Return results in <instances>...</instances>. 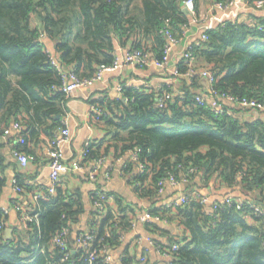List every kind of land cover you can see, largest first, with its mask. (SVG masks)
Returning <instances> with one entry per match:
<instances>
[{"label":"trees","instance_id":"1","mask_svg":"<svg viewBox=\"0 0 264 264\" xmlns=\"http://www.w3.org/2000/svg\"><path fill=\"white\" fill-rule=\"evenodd\" d=\"M184 1L0 0V134L13 122H21V136L15 139L22 137L23 143L13 138V150L37 160L30 145L46 137L48 147L59 136L69 97L62 90L61 71L51 64V58L55 56L64 71H74L83 79L114 62L116 41L150 55L155 51L162 61L163 31L169 27L176 34L177 28L189 24ZM200 1L194 0L196 11ZM251 19V23L227 22L208 30V41L195 48V54L213 73L215 90L264 103V31L259 28L264 20ZM188 70L183 62L179 73ZM123 90L126 101L114 102V107L95 102L93 106L102 110L95 118L114 128L121 155L137 152L139 162L147 165L146 173L130 177L137 194L153 203L149 212L161 220L175 221L184 230L169 246L160 244L165 249L180 245L168 264H264V215L255 216L247 206L255 203L264 210V122L243 120L234 111L228 114L227 107L217 113L207 101L197 103V95L191 92L175 95L158 107L156 88ZM163 90L172 92L167 86ZM101 156L88 148L90 161ZM201 173L207 182L217 176L221 187L241 183L245 194L254 197L233 198L244 201V209L232 207L217 214L198 197L184 206H155L161 181L173 175L178 181L185 179L186 187ZM2 183L0 177V187ZM17 184L32 191L19 179ZM60 187L54 195L45 189L46 197L31 213L38 215L39 225L27 223L25 232L14 238L0 235V264H86L79 251L61 262L72 250L70 240L65 248L53 243L63 227L71 230L84 210L79 197ZM192 190L200 188L187 186L186 191ZM132 219L120 209L117 217L108 211L104 219L93 220L90 229L95 228L97 235L93 247L118 245ZM149 226L158 228L155 223Z\"/></svg>","mask_w":264,"mask_h":264},{"label":"crops","instance_id":"2","mask_svg":"<svg viewBox=\"0 0 264 264\" xmlns=\"http://www.w3.org/2000/svg\"><path fill=\"white\" fill-rule=\"evenodd\" d=\"M214 11L212 0H201L197 17L200 15L210 17L215 13ZM186 15L189 24L177 28L176 34L181 40L171 55L168 64L160 66L156 53L153 51L149 66L139 68L135 65H129L115 73H107L103 80L93 87L80 88L68 95L64 118L68 120L71 139L69 142L63 143L60 149L67 163L81 161L84 167L79 171L69 170L63 173L60 187L64 193L75 194L83 203L84 210L77 216L71 228V235L68 238L72 249L75 251L79 248L77 245L78 235L88 231L94 220V208L91 199L96 188H101L114 195V201L109 206L108 211L116 216L119 214L120 209H125L128 216L133 218L132 224L124 232L121 242L107 249L108 255L112 258L111 264H168L169 260L157 253L150 241L155 244L169 246L172 238L184 234V230L175 221H169L167 218L152 222L157 224L158 228L149 226V223L137 221L138 215L150 210L153 203L137 194L130 176L138 175L140 173L139 167L130 158L128 152L121 155L119 143L112 134L114 128L110 129L95 118L96 115L93 113L95 102L104 103L106 106L111 103L110 106L114 107L116 105L114 102L126 101L124 90H119L121 87L140 88L151 86L159 89L160 86L165 85L171 88L174 95L191 92L197 96L205 97L213 108L227 107L243 120L249 122L261 120L264 122V114L258 111L245 109L219 97L211 96V85L206 78L190 77L187 74L179 73V68L183 63L184 51L200 40L202 31L199 24L192 23L193 17ZM251 16L264 20V8L243 12L240 19L242 22H250L252 20ZM47 45L55 53L54 45L52 43L48 44V42ZM130 49V44L123 46L116 41V56H120ZM206 66L197 58V68L199 70L206 69ZM107 128L110 131H107ZM9 129L11 130L10 135L0 134V177L3 180L0 187V213L6 225L4 237H6L8 230L11 231L8 239L14 238L26 230L27 223L22 221V214L16 209V205H22L30 213L36 212L38 201L34 199V195L43 194L45 189L51 186L50 157L45 142L47 138L43 137L41 141L39 140L36 144L33 142L30 145L31 152L37 156V160L31 162L27 167H22L13 153V138L20 137V134L13 128V123ZM88 148H92L107 158L96 180H90L87 176L93 162L87 158H81L82 151ZM111 169L114 172L110 177H107L106 173ZM181 175L183 176L182 173ZM18 179L21 184L31 187L33 192L25 191V189L19 192L17 188L20 186L16 184ZM191 181L187 185L188 189L198 187L204 195L209 196L212 200H222L228 196L244 200H252L254 197L253 194H245L241 183L234 187L219 186L217 176L207 182L201 173ZM187 186L167 185L164 192L155 199V206L160 207L176 199L186 191ZM4 211H6V214H3ZM36 224L39 225V221ZM142 258H146L145 263L142 262Z\"/></svg>","mask_w":264,"mask_h":264},{"label":"built area","instance_id":"3","mask_svg":"<svg viewBox=\"0 0 264 264\" xmlns=\"http://www.w3.org/2000/svg\"><path fill=\"white\" fill-rule=\"evenodd\" d=\"M215 13L210 17L206 18L205 15H200L197 17L196 5L194 0H185L183 2V9L186 8L188 10V15L193 17L192 23L199 24L201 28V36L200 40L196 43L190 45L183 53V62L188 67L187 76L190 77H204L206 78L211 85V96H216L221 99L228 101L229 103L238 105L242 108L258 111L264 114V103L242 99L239 100L235 97L223 94L214 89L215 77L213 73L208 69H198L197 68V56L195 54V48H199L203 42L208 41L207 31L215 29L219 25H224L227 22H242L240 19L241 14L243 12L256 11V9L264 8V0H212ZM170 21H167L169 23ZM248 23H251L248 22ZM264 31V25L259 27ZM163 35L165 37V49H164V58L162 61H159L158 64L160 66H164L169 63L171 55L174 53L177 45L179 44L181 38L178 37L169 27H167L163 31ZM44 38V37H43ZM53 53V52H52ZM55 55V53H53ZM151 63V55L149 53H145L141 50H129L120 56H116L114 62L111 65H102L100 66L98 72L91 78H80L74 71H64L61 64L58 60L53 56L51 58V64L61 71V77L63 79L62 90L70 95L76 90L80 88H88L93 87L96 84L100 83L107 73H115L117 71L122 70L123 68L129 65H135L139 68H144L149 66ZM165 85L160 86L158 91L160 92V97L158 99V107H163L166 102L171 101L174 98V93L171 91L163 90ZM147 87V86H146ZM151 86H148L150 88ZM124 88H119V90H123ZM197 103L201 105L206 104V98L198 95L196 96ZM214 111L217 113L223 112V108L217 109L214 108ZM93 113L100 115L102 110L93 106ZM228 114H231L230 110H227ZM62 127L59 136L54 139V141L49 142L48 145V154L50 157V179L51 186H49L46 191L47 194L54 195L56 192V188L61 184L63 173L72 171H79L84 169L81 161H73L72 163H67L63 152L60 149V146L69 142L71 139V131L69 129L68 120L63 118ZM13 128L21 134L23 126L21 122H13ZM11 130L9 128L5 129L4 135H10ZM21 136V135H19ZM17 143H23V138H17L15 140ZM14 155L20 161L22 167H27L31 162L36 160V157L31 154H25L23 152H19L18 150L13 151ZM130 158L137 163L140 173H146L148 171V167L146 164L140 163L137 152L129 151ZM88 149L82 151L81 158L84 159L87 157ZM107 158L106 156H101L99 158H94L91 161L93 162L91 170L88 171L87 176L90 180H96L98 174L101 172ZM113 169L109 170L106 173L107 177H110L113 174ZM193 172L194 171H190ZM122 174V173H120ZM186 180L183 179L178 181L173 175H170L166 180L160 182V194H162L167 185H172L175 187L184 186ZM17 184V181H16ZM17 190L19 192L24 191L21 187H18ZM46 192L43 194H35L34 199L39 201L42 198L46 197ZM201 199V204L204 207L210 208V212H214L217 214L218 211H223L225 209H229L232 207H236L238 210L244 209V201H235L231 196H228L222 200H212L209 196L204 195L201 190H192V191H184L181 193L176 199L169 201V203L165 204L168 207H179L189 204L195 198ZM114 201V195L110 192H106L101 188H96L93 192V196L91 199V204L94 208V221L93 223H97L100 220L106 217L108 213V208L111 203ZM255 216H263L264 210L262 207L255 203H250L247 205ZM16 209L22 214V221L24 223H29L33 221H38V215L32 216L31 213L25 209L22 205L17 204ZM6 214V211L3 212ZM119 215V214H118ZM117 217V215H116ZM160 219L159 217H154L149 210L138 215L137 221L142 223H152ZM135 224V223H134ZM133 224V225H134ZM5 221L0 219V235L4 234L5 230ZM71 235V230L68 227H63L54 237L53 243L55 246L59 248H65L67 246L68 238ZM110 236V234H108ZM97 235H95V228H91L88 231L82 232L78 235L77 245L78 250H69L66 255L62 258L61 262H66L70 259L73 253L77 251L81 252V259L86 264H111L112 258L108 255L107 247L95 248L93 247V242L96 240ZM157 253H159L162 257L170 260L172 259L180 249V245L174 243L168 249L162 248L160 244H155L150 241ZM146 258H142V262L145 263ZM60 264V263H58Z\"/></svg>","mask_w":264,"mask_h":264},{"label":"water","instance_id":"4","mask_svg":"<svg viewBox=\"0 0 264 264\" xmlns=\"http://www.w3.org/2000/svg\"><path fill=\"white\" fill-rule=\"evenodd\" d=\"M183 10H184V12H185L186 14H188V10H187L186 8H184ZM49 43H51V42L48 41V44H49ZM56 118L59 119V118H60V115H58ZM10 233H11V231H9V230L6 232V237H7V238L10 237Z\"/></svg>","mask_w":264,"mask_h":264},{"label":"rangeland","instance_id":"5","mask_svg":"<svg viewBox=\"0 0 264 264\" xmlns=\"http://www.w3.org/2000/svg\"><path fill=\"white\" fill-rule=\"evenodd\" d=\"M206 16V18H208V15H205Z\"/></svg>","mask_w":264,"mask_h":264}]
</instances>
